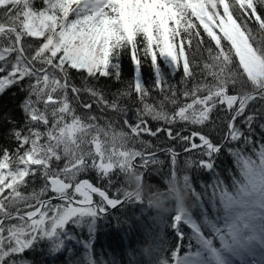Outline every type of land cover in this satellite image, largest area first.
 <instances>
[{
    "label": "snow or ice",
    "instance_id": "obj_1",
    "mask_svg": "<svg viewBox=\"0 0 264 264\" xmlns=\"http://www.w3.org/2000/svg\"><path fill=\"white\" fill-rule=\"evenodd\" d=\"M35 4L0 0V96L12 88L25 94L23 127L9 118L16 147L0 149V264H29L25 252L41 239L64 238L70 225L88 226L81 264H118L93 254L94 226L112 210L146 207L124 191L125 177L151 175L150 165L164 164L161 152L170 177L187 154L180 176L200 219L174 211L177 245L167 257L155 245V264H264V0ZM124 52L134 68L126 83ZM145 60L151 84L143 80ZM177 72L179 96L170 79ZM102 78L124 85L111 100ZM124 100L135 107L123 106ZM222 150L239 169L231 189L218 172ZM192 168L213 176L202 194L192 187ZM88 173L103 187L81 178ZM184 227L190 237L181 253ZM146 236L151 233L143 232L139 243Z\"/></svg>",
    "mask_w": 264,
    "mask_h": 264
},
{
    "label": "trees",
    "instance_id": "obj_2",
    "mask_svg": "<svg viewBox=\"0 0 264 264\" xmlns=\"http://www.w3.org/2000/svg\"><path fill=\"white\" fill-rule=\"evenodd\" d=\"M41 4L42 0H36V7H40ZM205 39L207 38L205 37ZM121 65L122 80L126 83L133 78L134 72L128 52L122 54ZM165 71L171 72L166 66ZM142 72L144 82L151 84L153 81V70L146 60L143 61ZM170 79L176 85L179 96L181 73L177 72ZM75 83L79 84L80 80L75 79ZM99 83L105 90V94L109 100L113 98L110 93L124 86L104 78ZM155 95L156 93L153 92V96ZM24 97L25 94L17 88L9 89L5 94L0 96V149L8 148L11 151L16 147V142L9 135V130L13 127V124L9 122V118L15 121L16 128L23 127L24 115L20 104ZM133 99L135 98L133 97ZM179 99L181 103L185 102L182 96ZM122 105L129 108L135 107V105H132L127 100L122 101ZM169 108L171 110V106ZM109 115H112V113H109ZM150 126L155 128L156 123L150 121ZM207 134L210 135V138L214 142H219L220 138L215 132ZM160 137H164V133H161ZM144 139L150 140L154 145L159 143V140L154 137L145 136ZM165 146L167 145L160 144V147ZM158 155L164 160V164L156 166L150 165L148 171L152 174H146L141 180L144 195L143 197L139 196V198L146 207L141 205H126L118 210H113V215L110 218L104 219L94 226L92 252L96 256L106 255V258L115 259L118 264H155L160 254V249L155 245H161L165 257L177 245V238L170 227V222L171 216L174 214V211L178 210L182 198H188V211L191 212L194 218L200 219V209L197 206L195 197L188 191V187L183 183L182 177L180 176L183 175L180 169L183 165L184 157L187 154L182 153L179 158L177 166L178 175L175 177H170L168 158L165 154L161 152ZM217 165L221 179L231 189L233 177L236 179L240 178L239 169L235 165L234 158L222 150V154L217 160ZM188 174L190 175L191 184L196 193L202 194L204 192V186L213 182L212 174L202 169L192 168L188 171ZM133 175L141 178V175L138 173L134 171L129 172L125 177V183L129 185L128 188L124 189L125 192L132 191L135 187L130 179ZM81 178H87L94 184L103 187L96 180L95 173H88ZM39 183L37 181L36 185L38 186ZM94 199L99 198L94 196ZM153 201L163 202L169 211H158L153 207ZM117 217L121 221L120 227L116 226ZM141 222H143L142 228L140 226ZM183 231L184 240L182 242L181 253L186 250L190 237V230L187 227H184ZM143 232L146 234L151 233V238H147L146 236L145 242L139 243ZM88 238L89 230L87 225H81L80 227L70 225L64 238L58 235L52 240L41 239L32 250L25 252L24 257L29 264H81L82 259L87 254V250L83 247L82 242ZM59 244L63 246L57 250V245Z\"/></svg>",
    "mask_w": 264,
    "mask_h": 264
},
{
    "label": "clouds",
    "instance_id": "obj_3",
    "mask_svg": "<svg viewBox=\"0 0 264 264\" xmlns=\"http://www.w3.org/2000/svg\"><path fill=\"white\" fill-rule=\"evenodd\" d=\"M130 179H131L132 183L135 185V187L131 191V193L134 196L143 197L144 191H143V184H142L141 178L139 176L133 175ZM153 207L160 212H168L169 211V209L164 205V203L160 202V201H153ZM178 210H182L184 212L188 211V198L187 197L182 198V201H181V204H180Z\"/></svg>",
    "mask_w": 264,
    "mask_h": 264
}]
</instances>
